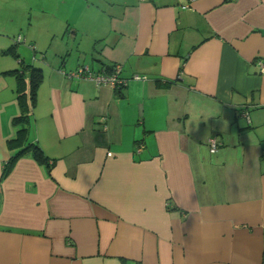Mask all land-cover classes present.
Wrapping results in <instances>:
<instances>
[{"label":"crops","instance_id":"1","mask_svg":"<svg viewBox=\"0 0 264 264\" xmlns=\"http://www.w3.org/2000/svg\"><path fill=\"white\" fill-rule=\"evenodd\" d=\"M74 1L49 59L0 39V264H264V0ZM20 62L53 162L1 175ZM116 63L118 87L65 74Z\"/></svg>","mask_w":264,"mask_h":264},{"label":"rangeland","instance_id":"2","mask_svg":"<svg viewBox=\"0 0 264 264\" xmlns=\"http://www.w3.org/2000/svg\"><path fill=\"white\" fill-rule=\"evenodd\" d=\"M76 11H79V5L74 0H0V39L8 36L15 41L21 36L24 43L31 41L34 44L36 57L45 53L46 59H49L50 50H60L62 46L58 32L62 31L66 16H74ZM53 32L55 38L52 37ZM79 37L76 35L74 43ZM22 42L19 40L16 47H25L34 60L36 57L32 50Z\"/></svg>","mask_w":264,"mask_h":264},{"label":"trees","instance_id":"3","mask_svg":"<svg viewBox=\"0 0 264 264\" xmlns=\"http://www.w3.org/2000/svg\"><path fill=\"white\" fill-rule=\"evenodd\" d=\"M13 46L10 45L7 50H13ZM111 69V65H105L104 71H108ZM102 70V71H103ZM10 72L14 73L17 77L18 81L22 80L23 74H26V81H27V90L24 91L22 88L17 89V101L20 107V113L18 116L13 118L12 122L18 124V127L15 130V135L12 138L7 139L6 143L7 146L13 147L14 151L8 156L6 161L3 163L1 175L6 174L15 159L19 156V154L29 150L31 155L39 162H41L49 172L51 162L53 159L47 158L40 146L35 141H28L26 139V131L28 126V115L30 109L33 107L35 103V92L36 88L41 80L42 73L38 66H35L30 63H22L20 62V68H13L9 70ZM66 74V73H65ZM117 93L119 90L117 89ZM217 148V147H216ZM50 161V162H49Z\"/></svg>","mask_w":264,"mask_h":264},{"label":"built area","instance_id":"4","mask_svg":"<svg viewBox=\"0 0 264 264\" xmlns=\"http://www.w3.org/2000/svg\"><path fill=\"white\" fill-rule=\"evenodd\" d=\"M184 6V5H182ZM24 41V39H21V36H18L16 41ZM29 47L33 48L31 44H29ZM261 65L262 69L263 65L259 62ZM120 70V66L118 63L113 64L111 66V69L108 71H99V72H92L88 69V67L85 64L78 65L74 70L66 73L67 76H80V77H86L89 79H93L96 83H107L110 86L113 87H118L121 84H123V79H121L118 75ZM132 77L134 79H139L144 76H141L139 74H133ZM207 146L209 151H214L216 147L219 144V140L217 139L216 136H209L207 138Z\"/></svg>","mask_w":264,"mask_h":264}]
</instances>
